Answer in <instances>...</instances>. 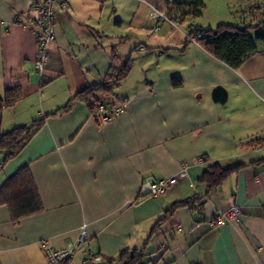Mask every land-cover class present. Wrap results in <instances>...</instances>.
Wrapping results in <instances>:
<instances>
[{
	"label": "crops",
	"instance_id": "0c3cea01",
	"mask_svg": "<svg viewBox=\"0 0 264 264\" xmlns=\"http://www.w3.org/2000/svg\"><path fill=\"white\" fill-rule=\"evenodd\" d=\"M33 1L0 0V95L16 86L24 92L0 110L2 131L53 113L104 81L114 47L133 57V67L109 94H98L125 104L110 124L100 126L88 102L76 100L69 111L46 117L2 167L0 189L28 166L43 208L14 222L0 205V264H48L41 242L62 248L84 224L102 260L85 262L78 250L72 264H109L127 247L144 252L148 264H264V46L233 68L187 41L191 29L176 21L154 31L152 7L167 12L165 0H71V13L57 12V38L41 73L27 25ZM233 1L205 0L203 12L216 5L220 23H231L224 19ZM237 1L236 25L262 20L264 12L260 20L254 15L258 0ZM216 162L245 165L207 194L200 178ZM184 163L188 175L165 194H141L145 182L178 175ZM196 198L203 206L166 217L175 202ZM235 207L236 220L211 225Z\"/></svg>",
	"mask_w": 264,
	"mask_h": 264
},
{
	"label": "trees",
	"instance_id": "16d2710c",
	"mask_svg": "<svg viewBox=\"0 0 264 264\" xmlns=\"http://www.w3.org/2000/svg\"><path fill=\"white\" fill-rule=\"evenodd\" d=\"M166 4L168 14L176 22H183L188 17H200L205 8V0H167ZM262 28L263 30H261ZM252 31H257L255 38L252 36ZM199 33L202 36L197 41L210 53L229 66L238 68L247 58L257 53L260 46H264V16L257 25L240 26L231 23H220L216 28H191L188 36H197ZM187 41H189V38ZM113 55V63L104 81L78 92L57 111L42 115L30 124L17 126L9 131L0 129V151L4 153L3 159L0 161V170L9 160L16 157L23 150L36 131L42 127L46 117L69 111L76 100L88 102L92 109V115L101 103L109 107L112 106V104L99 97L98 94H109L113 87L129 75L133 67L132 56L123 58L116 47L113 48ZM181 83L180 78L174 79L175 85ZM23 96L24 92L20 86L7 89L4 95H0V110L14 107ZM244 165L238 163L233 166H223L220 162H216L206 169L200 180L206 184L207 194L219 187L232 173L238 172ZM203 204L204 202L203 200L200 201V198L177 201L168 209L166 217L179 207L189 206L195 209L197 206H203ZM0 205L9 207L14 222L42 210V198L28 166L23 167L11 176L1 187ZM164 219L157 222L153 231L157 230ZM146 257L147 255L138 248L127 247L120 251L118 258L109 260V264H148Z\"/></svg>",
	"mask_w": 264,
	"mask_h": 264
},
{
	"label": "built area",
	"instance_id": "2783aa9c",
	"mask_svg": "<svg viewBox=\"0 0 264 264\" xmlns=\"http://www.w3.org/2000/svg\"><path fill=\"white\" fill-rule=\"evenodd\" d=\"M71 0H34L32 4L33 16L27 21L28 27L32 29L36 36L38 51L35 61L36 69L39 72H43L49 58L50 46L56 41V29L55 22L58 11L72 12L70 6ZM167 1V0H165ZM172 1V0H170ZM153 8V20L155 21L153 30L158 31L161 29L162 22L173 23L175 20L168 14ZM202 35L199 33L197 36L187 37L190 41L196 42ZM125 110V104H114L111 107L104 103H101L93 114V118L100 126H106L110 124L116 116ZM188 175V165L183 164L181 171L178 175L170 177H164L159 179H152L145 182L141 189V194L148 197H159L165 194L171 187L176 185L180 178H184ZM241 210L239 207H235L225 213L216 215L211 221V225L214 227L221 223L223 220H236ZM178 229L182 230V225H178ZM90 237L86 225L84 224L80 233L75 240H68L66 245L62 248H54L43 240L41 245L46 252L48 264H72V261L78 252L82 250L85 252V262L89 261H101L102 256L97 255L89 246Z\"/></svg>",
	"mask_w": 264,
	"mask_h": 264
},
{
	"label": "rangeland",
	"instance_id": "374dc122",
	"mask_svg": "<svg viewBox=\"0 0 264 264\" xmlns=\"http://www.w3.org/2000/svg\"><path fill=\"white\" fill-rule=\"evenodd\" d=\"M260 1V2H259ZM212 3V2H211ZM254 2L252 3V5L254 6ZM209 8L207 11L203 12V15H201L200 17H188L185 21L181 22L178 21L177 22V26L184 29V30H190L191 28H195V27H199V28H208V27H212V28H216L218 26V24H220V14L218 13V7L216 5L210 4L208 5ZM256 13L255 18H257V20L261 19V14L262 12H264V0H258V2L256 3ZM226 9V8H225ZM230 13L228 11V13H226L228 19H224V20H229L228 22L234 23V24H240V15L241 11H240V5L238 3L237 0L233 1ZM192 24V25H191ZM263 30V28L261 29ZM257 31H252V36L255 38Z\"/></svg>",
	"mask_w": 264,
	"mask_h": 264
}]
</instances>
